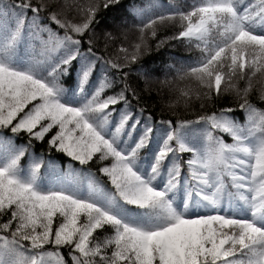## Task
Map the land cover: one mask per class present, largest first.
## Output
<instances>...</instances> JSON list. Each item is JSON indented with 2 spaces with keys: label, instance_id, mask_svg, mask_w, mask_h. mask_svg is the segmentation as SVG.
<instances>
[{
  "label": "snow or ice",
  "instance_id": "snow-or-ice-1",
  "mask_svg": "<svg viewBox=\"0 0 264 264\" xmlns=\"http://www.w3.org/2000/svg\"><path fill=\"white\" fill-rule=\"evenodd\" d=\"M118 2L0 0V264H69L62 250L70 264H264V107L251 99L264 101V0H148L123 62L93 42L97 11ZM177 20L157 47L199 54L164 80H194L185 104L213 110L157 120L129 76L160 70L128 65L149 50L145 30Z\"/></svg>",
  "mask_w": 264,
  "mask_h": 264
},
{
  "label": "trees",
  "instance_id": "trees-1",
  "mask_svg": "<svg viewBox=\"0 0 264 264\" xmlns=\"http://www.w3.org/2000/svg\"><path fill=\"white\" fill-rule=\"evenodd\" d=\"M35 2V0H33ZM72 2V0H70ZM76 3L87 4L89 0H75ZM95 2V0H93ZM157 7L155 11L166 12L171 7H178L185 3V0H154ZM191 2V0H188ZM102 5L103 0H99ZM148 3V0H119L116 4H111L108 8L102 6L96 13L93 29V42L97 50L104 53L110 59L116 62H123L124 51L123 49H129L140 42L139 29L131 26L132 16L130 14L140 8L142 5ZM31 15V13H29ZM76 19L81 17L76 16ZM128 21V27H121L124 21ZM109 21H114L120 24L123 29V33H116L115 30L109 24ZM179 29V22L174 21L172 23L165 22L162 25H157L156 36L150 35L148 30H145V43L149 50L145 51L139 59L132 64H129L130 68H138L140 65H146L149 68L159 69L160 73L158 77H145L138 72H131L129 76V82L132 87L136 89L139 97L140 104L146 106V109L150 111L157 120L161 118L175 119L177 115L182 118H195L197 113L213 110L212 105H208L206 109L200 108L199 100L191 97L190 103L185 104V100L188 99L182 95V90L187 92H194L196 88V82L184 80L181 81L178 78L173 79L174 73L168 77V82H165L163 72L167 70L168 64L176 62L178 64L180 58H195L199 54V50L190 48L187 44H182L178 40L165 39L164 43L158 48L157 42L165 37L174 35L175 31ZM107 44V47L105 46ZM126 70V69H125ZM147 82L154 83L147 85ZM158 85V86H157ZM258 85H254V89ZM111 89H106L105 93H110ZM251 99L259 106L264 107V101L258 99V93L253 92ZM232 98L226 97L219 101L220 105L231 103ZM135 103V102H134ZM53 129L52 131H54ZM228 139L227 137H225ZM43 149L45 157L51 156L60 169L67 170L70 167L69 160L62 152H57L55 149L51 153L47 151V147L42 142H36L35 150L39 154ZM72 164L77 168L87 167L79 165L78 162L73 161ZM43 170V169H42ZM93 172H95V166H93ZM87 182L88 177H82ZM6 218H0V220ZM55 226V224H54ZM62 254L65 255V259L69 261L70 257L67 256L66 250H62Z\"/></svg>",
  "mask_w": 264,
  "mask_h": 264
},
{
  "label": "rangeland",
  "instance_id": "rangeland-1",
  "mask_svg": "<svg viewBox=\"0 0 264 264\" xmlns=\"http://www.w3.org/2000/svg\"><path fill=\"white\" fill-rule=\"evenodd\" d=\"M109 24L111 25V27L115 30V32L118 34V33H123V29L120 27L121 25L118 24L117 22H114V21H109ZM120 25V26H119ZM150 85L151 84V87L154 86L155 84L154 83H151V82H147V85ZM158 86V85H157Z\"/></svg>",
  "mask_w": 264,
  "mask_h": 264
}]
</instances>
